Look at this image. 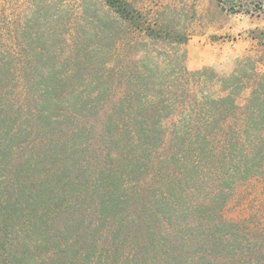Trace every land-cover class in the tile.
Instances as JSON below:
<instances>
[{"label": "trees", "instance_id": "1", "mask_svg": "<svg viewBox=\"0 0 264 264\" xmlns=\"http://www.w3.org/2000/svg\"><path fill=\"white\" fill-rule=\"evenodd\" d=\"M101 6L0 35V264H264L259 61L162 67L160 23Z\"/></svg>", "mask_w": 264, "mask_h": 264}, {"label": "rangeland", "instance_id": "2", "mask_svg": "<svg viewBox=\"0 0 264 264\" xmlns=\"http://www.w3.org/2000/svg\"><path fill=\"white\" fill-rule=\"evenodd\" d=\"M125 1L144 20L160 23L161 41L141 43L138 49L155 55L162 67L182 60L191 71L207 67L227 75L250 55L264 69V0ZM38 6L44 11L35 33L68 39L76 37L81 28L90 31L87 17L91 11L102 15L105 10L101 0H0V35L17 38L26 34L23 28L36 21V10H32ZM248 94L244 90L240 102Z\"/></svg>", "mask_w": 264, "mask_h": 264}]
</instances>
